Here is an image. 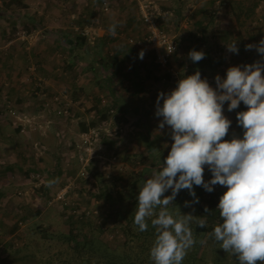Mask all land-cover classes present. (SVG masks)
I'll list each match as a JSON object with an SVG mask.
<instances>
[{
	"label": "rangeland",
	"instance_id": "374dc122",
	"mask_svg": "<svg viewBox=\"0 0 264 264\" xmlns=\"http://www.w3.org/2000/svg\"><path fill=\"white\" fill-rule=\"evenodd\" d=\"M141 5H147L158 25L175 37L177 50L169 66L153 68L160 79H145L144 91L132 97L125 89L132 88L131 81L118 83L111 71H102L100 59L128 43L139 49L127 71L142 63L139 54L151 50L140 44L146 43L140 38L149 28ZM88 18L91 25L79 23ZM113 24L115 35L109 32ZM86 28H92L86 47L76 49L78 44L73 49L72 57L84 53L81 63L67 66L69 72L64 73L63 62ZM262 37L264 0H0V137L4 140L0 141V264H79L81 253L75 249L79 241L87 247L92 242L89 248L114 250L123 239L113 226L116 213L136 206L139 187L170 151V129L167 125L158 129L162 117L155 115L158 93H168L182 75L193 73L190 50L205 52L200 67L215 87V76L223 78L229 66L261 59L245 45ZM234 41L238 54L225 47ZM82 66L88 69L80 71ZM138 70L144 73L141 65ZM72 79L83 85L77 97ZM114 81L122 107L117 111L108 87ZM97 95L103 110H113L105 123L95 107ZM227 104L223 110L228 118ZM240 106L246 109L243 102ZM100 119L101 125L93 128L96 132L85 137L82 123ZM237 135L242 137V128ZM148 143L152 148H147ZM211 175L205 166L204 179ZM66 185L70 186L68 204L50 203ZM194 189L199 203L186 206L193 197L185 189L177 195L182 200L179 206L185 208L182 213L201 217L200 207L209 192L195 185ZM130 191L134 195L128 196ZM170 194L171 190L165 193ZM84 214L92 217L98 230L84 224L85 238L76 229L79 236L73 240L71 217ZM102 218L107 219V227L102 226ZM209 234L201 264H218V259L219 264H233L234 259L225 258L226 252Z\"/></svg>",
	"mask_w": 264,
	"mask_h": 264
},
{
	"label": "clouds",
	"instance_id": "9594fccd",
	"mask_svg": "<svg viewBox=\"0 0 264 264\" xmlns=\"http://www.w3.org/2000/svg\"><path fill=\"white\" fill-rule=\"evenodd\" d=\"M115 29L113 24L109 32L115 35ZM225 47L239 52L237 41ZM252 49L261 59L229 66L223 78L215 76V87L197 70L182 75L168 93L157 95L155 115L162 117L158 129L167 125L172 142L160 167L139 187L133 220L141 232L147 231L149 219L155 229L150 248L154 264H182L196 242L190 225H206L192 213L174 216L168 210L185 189L193 197L186 206L199 203L194 185L209 193L216 185L226 189L216 206L221 222L209 234L220 248L235 255L239 264H264V37L245 45L246 51ZM188 56L198 63L205 53L192 49ZM225 102L229 112L241 102L246 106L236 113L242 137L225 139L232 123L224 115ZM205 166L212 174L209 180L204 179ZM168 190L171 194L165 195Z\"/></svg>",
	"mask_w": 264,
	"mask_h": 264
},
{
	"label": "trees",
	"instance_id": "16d2710c",
	"mask_svg": "<svg viewBox=\"0 0 264 264\" xmlns=\"http://www.w3.org/2000/svg\"><path fill=\"white\" fill-rule=\"evenodd\" d=\"M132 19L133 18L131 17L129 18V20L131 21ZM79 23L82 26H85V25H91L93 21H91V19L88 18V19H81ZM142 27H143L142 25H139V29L141 28L140 32L142 31ZM148 33L149 31L147 30L145 32L146 36L144 38H140V37L139 38L143 39V41L146 42ZM78 37H79V41L78 40L75 41L76 45L74 44L71 46L72 52H73V49H75L78 46L79 47L76 49L82 50L87 45L86 36L82 35ZM101 39L103 40L104 38H101ZM113 39L118 40L115 38ZM138 49L139 48H137L136 46H132L131 44L127 43L123 46L122 50L117 49L111 53H108L106 56H102L100 59L102 71L105 73H107L106 72L107 70L111 71V73L113 74V79H115L118 83L124 82L127 79L131 81L132 88L126 85L125 89L128 90V92L130 91L132 92V97L134 95L141 94L144 91L145 87L143 86L142 81H144L145 79H150V78L160 79V77L153 75V68L159 67L160 65L156 62L155 53L149 50L145 52V54L143 55L142 63L139 64L142 66L144 73H142L141 70L140 71L138 70L139 65L132 66L131 68L132 70L127 71V69H130V67H127V65L130 63V60L133 59V55ZM86 52H88V50H86ZM82 54L84 55V53ZM82 54L72 57L74 55V52H73L67 55V58L63 62L66 64L65 66L66 70L64 73L69 72L68 67L73 68V67L78 66L79 63H81ZM149 54L153 56L152 58L154 62H151L152 60L151 61L149 60L150 58ZM200 64L201 62H198V63L190 65V67L193 69L192 70L193 73L199 70L201 72L202 78H205L206 72L203 69V67H200ZM86 69L88 68L87 67L83 68L82 66V68H80V71H84ZM68 77L70 78L71 76H68ZM116 81L112 83L110 82V84H108V87H109V91L112 94V97H110L111 98L110 100L113 101L112 103L114 107L113 110L116 109L117 111L118 109H121L122 107L119 106V103H118L119 100L117 99L118 97H116V92L113 87ZM71 82H73L72 92L74 94V97H77L76 95L78 96L80 95L78 90L79 88L82 89L83 85L82 86H79V84L76 85L77 84L76 79L74 80L72 79ZM95 102H96L95 107L97 108V113H102L101 115L105 119L103 123H105L106 121H108L109 115L111 112L110 110L112 109L108 108V109L103 110L102 98L99 95L95 96ZM101 123H102V119L95 121V122H90L89 124H86L83 122L81 132L88 133L96 126H100ZM231 138L232 137L230 136L229 133L225 137V139H231ZM147 148L148 149L152 148V145L148 143ZM225 190L226 189L220 185L214 186V190L209 193V196L206 202L204 203V205H201L200 216L201 218H204L207 221V223L203 227L199 226L198 224L190 225V227L193 230V235H194V239L196 242L191 247V249L188 250L187 255L182 261V264H201L202 260L204 259V254H205L204 253L205 250L203 249L204 239L207 236V234L212 232L214 226L217 223L221 222L220 216H219V209L216 208V206L219 202L220 196L223 194ZM0 194H1V191H0ZM127 195L132 196L134 194L132 193V191H130ZM175 201H176L177 206H179L182 203V200L177 196L175 198ZM177 206L169 205L168 210L171 209L172 210L171 212H173V209L178 208V212L175 210L176 213L175 212L172 213L174 216L177 214H181L184 208L182 207V205L179 207ZM205 207L209 209V212L205 213L204 211ZM135 210H136V206H134L133 208L127 206L125 212L120 211L116 213L115 222L113 223V226L115 225L116 229L123 234V239L121 240L119 244L115 245L114 250H113V247L111 246L99 247L98 249L89 248L91 247L90 244L92 242L89 244V247H87L85 246L87 244L85 243L84 240H83L84 242L79 241L78 244L76 243L75 249L81 253L78 256L79 264H154V262L150 259V248L152 247L154 239H155V229L151 225V221L149 219L148 220L149 226H148L147 231H144V232L139 231L138 226H136L133 223ZM184 211H185V208H184ZM86 216L88 217L87 214H84V216H81L79 218H77L76 216L71 217V221H72L71 226H70L71 227L70 234H72L71 239L75 240L79 236V234H76V235L74 234V230L76 229L77 231H79V233H82L81 235L85 238L86 236L85 231L81 232L84 224H85L84 227L90 228L91 231L98 230L96 229L97 228L96 222L92 219V217L89 216V218H87ZM101 222H102L103 227H107L105 226V224L107 223L106 218H102ZM73 224H76L77 226L75 225L74 227ZM102 226L100 229H102ZM86 247L88 248V251L84 252L86 250ZM225 258L227 259L233 258L234 260L232 261V263L239 264V261L235 255H230L228 253H225ZM219 262L220 260L218 259V264ZM230 262L231 260L230 261L228 260V263Z\"/></svg>",
	"mask_w": 264,
	"mask_h": 264
},
{
	"label": "built area",
	"instance_id": "2783aa9c",
	"mask_svg": "<svg viewBox=\"0 0 264 264\" xmlns=\"http://www.w3.org/2000/svg\"><path fill=\"white\" fill-rule=\"evenodd\" d=\"M147 5H141V13L143 15L144 21L148 25V37L146 43H140L141 45H145L148 49L153 51L156 55V62L162 66L167 67L171 62V58L173 54L177 50V42L175 37L165 32L160 25L156 22V16L153 12H150L149 9L146 8ZM92 28H86L82 30V35L89 38L90 34L92 33ZM59 110L58 112H61ZM96 130L92 129L90 132L86 133L85 137L89 136L90 133H95ZM83 175H87L84 171H82ZM211 177V176H208ZM210 179V178H209ZM208 180V179H206ZM70 186L66 185L60 190H58L54 196V198L50 201L53 202H60L62 204H68L67 201V193L69 192Z\"/></svg>",
	"mask_w": 264,
	"mask_h": 264
},
{
	"label": "crops",
	"instance_id": "0c3cea01",
	"mask_svg": "<svg viewBox=\"0 0 264 264\" xmlns=\"http://www.w3.org/2000/svg\"><path fill=\"white\" fill-rule=\"evenodd\" d=\"M238 109H240V111L245 110V108L242 106H239L237 109H235L231 112L225 110V112H228L230 114V116L228 118L232 121L231 126L229 128V134L231 137L233 136V134L237 135L238 132H240V130H241V127L237 124V119H236V113L238 112L237 111ZM225 116L227 117V115H225ZM0 141L2 142L4 140L0 137ZM1 149H4V148H1Z\"/></svg>",
	"mask_w": 264,
	"mask_h": 264
}]
</instances>
